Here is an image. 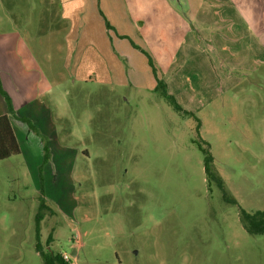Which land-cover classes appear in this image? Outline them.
<instances>
[{
	"label": "rangeland",
	"instance_id": "1",
	"mask_svg": "<svg viewBox=\"0 0 264 264\" xmlns=\"http://www.w3.org/2000/svg\"><path fill=\"white\" fill-rule=\"evenodd\" d=\"M83 1L0 0L3 88L9 52L40 68L48 80L40 98L54 116L69 119L57 122L59 134L78 151L67 164L44 168V195L36 137L43 142L29 127V143L19 133L21 153L0 160V264H45L36 250L41 198L50 208L42 212L41 246L69 255L70 264H264V235L249 234L240 219V209L264 210V44L251 22L236 16L241 5L169 0L180 17L170 20L175 13L165 0H124L116 23L92 15L94 32L84 36ZM187 2L193 14L185 16ZM103 27L145 57L155 89L69 78L60 85L57 74H47L56 67L62 75L67 61L74 74L103 72L114 59L98 42ZM175 30L185 34L178 55L185 62L169 68L154 47L174 50L181 43ZM84 39L92 42L87 51ZM120 62L125 72L133 68L127 56ZM196 141L209 145L213 169L236 204L208 183Z\"/></svg>",
	"mask_w": 264,
	"mask_h": 264
},
{
	"label": "crops",
	"instance_id": "2",
	"mask_svg": "<svg viewBox=\"0 0 264 264\" xmlns=\"http://www.w3.org/2000/svg\"><path fill=\"white\" fill-rule=\"evenodd\" d=\"M169 4V8L173 10L175 13V17L169 18L170 20H176L180 18L177 16V10L176 7L169 2V0H165ZM235 5H238V8L242 7V11L239 9L240 15H236L240 18V20H248L251 22L252 29L255 31H258L259 36L258 38L260 41L264 44V0H232ZM73 2V1H72ZM193 2V0H192ZM205 0H200V4L205 3ZM124 0H99V6L95 5L93 6V0H86L83 1V11L87 8V13L89 15V24L86 23V26L88 24L89 28H87L84 32V36H90L94 31H92L91 28V16H101L105 15L108 19L117 21L116 17L119 16L123 9ZM175 3H178L175 1ZM188 3V2H187ZM68 4V1H67ZM188 5H191L188 3ZM73 8L72 10H74ZM189 13L187 14H193L192 5L191 8L189 6ZM192 9V10H191ZM202 8L199 6L197 7V17L200 15V11ZM121 12V13H120ZM66 13V12H65ZM180 15V14H179ZM102 17V16H101ZM100 17V20H101ZM68 18V17H67ZM85 19V16H84ZM103 21V20H102ZM139 18H131V29L134 32L133 28L135 29V24L138 23ZM180 21V20H179ZM250 24V23H249ZM250 24V25H251ZM73 25V23H72ZM142 30H149L150 28L146 23H141ZM75 27V25H74ZM247 31V30H246ZM92 32V33H91ZM100 39L99 44L101 43V47L103 50L107 53H110L109 55L112 56L113 61L103 66V72H95V71H89L87 74H84L83 72H77L74 74V66L71 67L70 63L64 62V71L63 74H61V69H58L55 67H48L49 72L47 73L51 78L56 77L55 74L58 75L55 81L60 82V85H64L66 83L65 80L69 78V80H72V82L78 81V79L85 80L86 81H96L100 83H109L112 82H118V83H127L128 81L134 85L138 86H146L147 89H155L158 81L156 78L153 77L152 74V68L148 65L145 57L139 53L137 50H133L130 47V44L128 43V40L126 39H118L115 37V35L111 34V31H109L106 27L100 28ZM249 32V31H248ZM125 33H121V36H125ZM173 35L177 36L181 43L172 50L170 47H154L156 48L154 56L159 58V61L162 60L163 63H166V65L170 68L173 62L176 61V59L181 58L182 56L178 57L180 53V50L182 48V42L185 39V34L182 35L179 34V31L175 30L172 33ZM179 41V42H180ZM91 41H87L84 39V51H87V47L91 45ZM68 53L70 54V45H67ZM152 54V55H153ZM129 55V57H128ZM118 56V57H117ZM126 57L131 61V64L133 66V70L131 69L128 72H125L123 70V65L121 64L120 60L121 57ZM16 57V56H15ZM69 57V55H68ZM7 58V59H6ZM5 58V64L3 66L5 75L8 77L9 81L5 83L6 90H10L11 94L10 97L13 102V106L16 112V116L23 118L26 117L34 122V124L39 128V130L48 137L50 147H51V153L52 158L51 161L45 166V171L49 172L53 162H56L57 160H62L63 163H68L70 159H76L78 156V151L74 148H71L70 145L66 144L68 141L66 138H64V135L59 134L58 129V121L70 122L69 119L65 116H54V113L50 106L46 104L44 100L40 98V87L41 85L48 84L47 78L44 76V73L40 71V68L35 66H29L25 65L20 58H14L9 52L7 57ZM182 62H185L182 60ZM74 64V63H73ZM115 67H119L118 70H116ZM47 69V70H48ZM125 72V73H124ZM52 81V80H51ZM64 81V82H63ZM8 83V86H7ZM5 90V89H4ZM5 90V91H6ZM48 91H51V88L49 87L47 89ZM62 97H66L63 94H61ZM66 120V121H65ZM11 123L14 129V132L16 134V137L18 141L20 142V134L22 136L24 135L25 139L24 141H27L28 143L31 140V137L33 133L28 129V126L25 123H22L20 120H18L15 117H11ZM19 125V126H17ZM27 134V135H26ZM63 137V140L61 139ZM27 138V139H26ZM70 138V137H69ZM65 140H67L65 142ZM40 140L38 137H36L37 146L42 149L43 143L39 142ZM21 145V143H20ZM22 148V147H21ZM39 148L38 151V157H40V160L38 159L36 162L37 164L41 165L44 159V154H41V150ZM44 149V145H43ZM53 149H56L54 154ZM55 160V161H54ZM48 174V173H47ZM74 255H77V252L74 251Z\"/></svg>",
	"mask_w": 264,
	"mask_h": 264
},
{
	"label": "trees",
	"instance_id": "3",
	"mask_svg": "<svg viewBox=\"0 0 264 264\" xmlns=\"http://www.w3.org/2000/svg\"><path fill=\"white\" fill-rule=\"evenodd\" d=\"M159 84L160 86H164L163 82H160ZM0 93L5 98L9 110V114L0 116V160H5L14 155H18L21 153L20 145L11 123V117H15L18 120L22 121L23 123H26L30 128V130L33 131L37 136H39L42 139L44 145V159L39 167V179H40V191L41 194L44 195L43 170L45 166L51 161L52 158L49 139L39 130V128L34 124L32 120L26 117L20 118L16 116L12 99L8 95V93L4 90L1 79H0ZM172 101L174 107H176L178 111H181L180 105L176 102V100L173 97H172ZM194 119L197 122L196 130L197 132H199L201 128L200 119L196 116H194ZM202 142L196 141V144L204 154V168L208 183L211 184L212 182H216L219 188L224 192L225 199L230 203L236 204L237 202L234 199H231L230 197L227 196L225 192L223 180L217 175V173L213 169L214 157L210 149L208 148L209 145L206 146L205 142L204 143ZM49 209L50 208L48 207L46 200L44 198H41L40 211L36 216V227H37V238H38V242L36 244V250L43 258L45 264H70L69 262H66L63 259L62 255H54L52 253L44 252L41 243L39 241L40 225H41V221L43 220L42 212ZM240 219L244 228L249 234L264 235V210H259L253 213H249L244 209H240Z\"/></svg>",
	"mask_w": 264,
	"mask_h": 264
},
{
	"label": "built area",
	"instance_id": "4",
	"mask_svg": "<svg viewBox=\"0 0 264 264\" xmlns=\"http://www.w3.org/2000/svg\"><path fill=\"white\" fill-rule=\"evenodd\" d=\"M62 257H63V259L66 261V262H71V259H70V256L69 255H67V254H64V255H62Z\"/></svg>",
	"mask_w": 264,
	"mask_h": 264
}]
</instances>
